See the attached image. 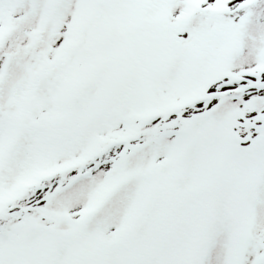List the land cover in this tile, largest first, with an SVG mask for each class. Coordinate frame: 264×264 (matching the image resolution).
Masks as SVG:
<instances>
[{
	"label": "snow or ice",
	"instance_id": "obj_1",
	"mask_svg": "<svg viewBox=\"0 0 264 264\" xmlns=\"http://www.w3.org/2000/svg\"><path fill=\"white\" fill-rule=\"evenodd\" d=\"M0 264H264V0H0Z\"/></svg>",
	"mask_w": 264,
	"mask_h": 264
}]
</instances>
